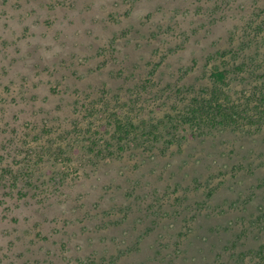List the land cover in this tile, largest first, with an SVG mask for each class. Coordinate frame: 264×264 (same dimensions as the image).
<instances>
[{
	"label": "rangeland",
	"instance_id": "1",
	"mask_svg": "<svg viewBox=\"0 0 264 264\" xmlns=\"http://www.w3.org/2000/svg\"><path fill=\"white\" fill-rule=\"evenodd\" d=\"M0 264H264V0H0Z\"/></svg>",
	"mask_w": 264,
	"mask_h": 264
},
{
	"label": "trees",
	"instance_id": "2",
	"mask_svg": "<svg viewBox=\"0 0 264 264\" xmlns=\"http://www.w3.org/2000/svg\"><path fill=\"white\" fill-rule=\"evenodd\" d=\"M226 77L227 71L225 69L215 68L210 73V79L213 83H224ZM213 92L214 93H211V96L208 99L202 98L194 100L193 103L189 104L185 112L180 115L184 116L180 118V122L182 124H185L186 122L190 121L193 123V125L196 124L197 126H200L202 117L200 118L199 115H206V119H202V124L205 127L214 128L227 125H233L232 127H234L235 125L233 123L237 122V119L235 118L237 116V111L234 108L228 109L227 105L225 104L226 100L224 99V97L223 99H221V96L217 95L218 91L216 89ZM124 122L119 118H116L115 120V128L113 134L115 136L118 135L117 138L120 140L126 138L131 132L129 131L130 129H128L131 125L128 123L124 124ZM134 132V128H132V135H134ZM95 133L101 134V131H96ZM122 145L123 144L120 143V146Z\"/></svg>",
	"mask_w": 264,
	"mask_h": 264
}]
</instances>
